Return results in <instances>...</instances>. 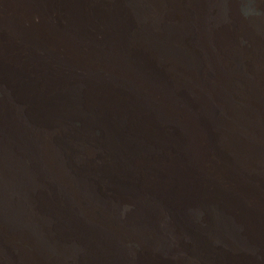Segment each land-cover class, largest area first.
Instances as JSON below:
<instances>
[{
  "label": "bare ground",
  "instance_id": "bare-ground-1",
  "mask_svg": "<svg viewBox=\"0 0 264 264\" xmlns=\"http://www.w3.org/2000/svg\"><path fill=\"white\" fill-rule=\"evenodd\" d=\"M105 1L87 19L86 0H0V84L17 101H0V264L77 248L91 264H187L185 239L188 264H264V0ZM108 48L121 61L104 69ZM212 213L244 226L236 248L195 230Z\"/></svg>",
  "mask_w": 264,
  "mask_h": 264
},
{
  "label": "rangeland",
  "instance_id": "rangeland-1",
  "mask_svg": "<svg viewBox=\"0 0 264 264\" xmlns=\"http://www.w3.org/2000/svg\"><path fill=\"white\" fill-rule=\"evenodd\" d=\"M86 1H88L87 10H84L83 8H81V9L83 11V14L84 13L86 14L87 19L90 18L91 11H94V12H102L103 13V11H105L106 8H107V5L106 4H108V3H106L105 0H86ZM124 8H127V4L124 6ZM64 23L67 24V22H64ZM86 24L88 25L89 32L91 33V20L88 23H86ZM120 24H122V23H120ZM134 24H135L134 22H132L129 19H127L126 25H124L123 28H122L123 25L121 27H119V30H121V32H122V36L124 38V41H127L126 42L127 43V49L130 50V51H131V49H130L128 43H129V41L132 40L131 39L132 34L134 32H136V27L134 26ZM111 29H110L109 26L102 25L100 23L99 31L97 32L98 35H99L98 37L99 38L103 37V34L105 33V31L107 32L108 30L110 31ZM122 36H120V37L122 38ZM102 53H103L104 56L101 55V58H99V59H100V61H103V60L104 61H103V64L100 67H103L104 69H108L110 66L113 67L115 65L116 66H119L120 65V61H121L120 59L121 58H119L120 56L118 54L116 55V53H117L116 51H113L110 48L109 50L102 51ZM105 53H107V54L105 55ZM110 57H111V59H110ZM40 61L41 60H39V62ZM126 68H128V70H131V71L134 70V68H132V67H126ZM128 70H125V71H128ZM150 70L152 71L153 74H156L157 75L158 72H156L155 69L152 70V68L150 67ZM19 71H20L21 74L22 73L23 74L26 73V70L25 69H22V70H19ZM151 71H149V75H150ZM83 73L84 72L81 71V70H75L73 72V74H74L73 77L80 76V75L86 76ZM26 76H28L26 78L31 77V75L30 74H27V73H26ZM102 78H103V80H101V81L104 82V77H102ZM32 80H36V81H39L40 82L41 81V77H40L39 74L38 75L33 74L32 75ZM24 82H25V80H24ZM24 82H23V84H24ZM33 83H35V82L33 81ZM77 90H78L77 87L75 89H73L72 91H66L65 89H62L60 91V93H59L58 98L59 99H63V100H65L66 98L70 99L71 96H72V93L73 92H76ZM12 98H13V96L11 94H9L8 88H6L5 86H3V84H0V101H2L4 99H9L11 101L10 102L11 106L17 105V101L12 100ZM23 114H25V113H22V115H20V119H22V116L24 117ZM88 114L89 113H87V111L83 112L82 115H84V116L82 118H84L85 120H86V118L91 119V115H88ZM23 121L24 120H22L21 123H23ZM128 123L131 124V122H128ZM128 126H129V124H128ZM133 126H135V125H133ZM137 141H138V139L135 136L133 137L131 135L128 142L134 147V146H138ZM65 143H67L66 140L63 141V144H65ZM82 145H83V147H82ZM88 149H90V148H88ZM88 149H87V146H85L84 144H80L77 148H75V151H78V153H79L78 159H80V161H83L82 160V155H81L80 152L81 151H86V150L88 151ZM91 149H92V151H94L93 148H91ZM27 151H30V150H27ZM96 151H102V150L97 148ZM102 156L103 155L97 157V160H98L99 165H102V161H101L102 160L101 159ZM71 208H70V204H69L68 205L67 212H68V215L70 214L71 216H73L72 214H74V212H76V210L72 208L74 212H71ZM210 217H211V220L213 222V227L208 228L204 224L205 228L200 229V227H196L195 230H197V231L200 230V232H202L203 234L207 235L208 237L213 238L215 240L216 245L219 247V249L229 250V249H233L234 247L236 248L237 245L239 243H241V241H243L245 239V232L246 231L244 229V226H242L240 223H238L236 221V219H234L233 217H226V218H223V219H220V217H219V220H218L217 217L213 215V213L210 214ZM211 220H210V222H211ZM93 228H94V232L99 235V238L98 239H99L100 244L102 246H106V243L108 242L107 241L108 240V234L106 232H104V231H101L99 228H97L94 225H93ZM221 228H223V229H221ZM223 230H226L227 233L223 232ZM104 233H105V235H104ZM189 242H190L189 239L183 240L181 242V244H180V248H179L180 249V252L179 251L177 252V257H179V259H181L183 262H185L187 264L188 263H191L194 259L190 256L189 251L186 252L184 250H181V248H182L181 246L188 245ZM75 253L76 254H73V256H72V259H66V260H64V263L63 264H91V262L89 261V260H91V251H89V249H84V248H81V249L79 248L78 249L77 248V249H75ZM102 253L104 255H106V256L109 255V253H107L105 251H102ZM64 254H67V252L64 253ZM127 254H129V251H127ZM212 257L208 258V261L205 264H211L212 263ZM214 259H215V261H217L218 260V257L215 256Z\"/></svg>",
  "mask_w": 264,
  "mask_h": 264
},
{
  "label": "clouds",
  "instance_id": "clouds-1",
  "mask_svg": "<svg viewBox=\"0 0 264 264\" xmlns=\"http://www.w3.org/2000/svg\"><path fill=\"white\" fill-rule=\"evenodd\" d=\"M242 14L246 18L256 17L260 15L254 4L250 2L244 5V7L242 8Z\"/></svg>",
  "mask_w": 264,
  "mask_h": 264
}]
</instances>
